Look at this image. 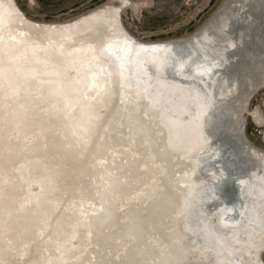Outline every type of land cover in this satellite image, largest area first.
<instances>
[{"label":"bare ground","instance_id":"bare-ground-1","mask_svg":"<svg viewBox=\"0 0 264 264\" xmlns=\"http://www.w3.org/2000/svg\"><path fill=\"white\" fill-rule=\"evenodd\" d=\"M129 2L39 20L0 0V264H257L264 0L156 40Z\"/></svg>","mask_w":264,"mask_h":264},{"label":"rangeland","instance_id":"rangeland-1","mask_svg":"<svg viewBox=\"0 0 264 264\" xmlns=\"http://www.w3.org/2000/svg\"><path fill=\"white\" fill-rule=\"evenodd\" d=\"M29 17L39 20H63L106 0H16ZM225 0H156L154 11H145L137 21L131 11L123 12L126 28L141 39H168L188 35L205 24ZM259 105L264 112V89L253 94L250 106ZM246 134L256 145L264 147V128L256 127L247 116Z\"/></svg>","mask_w":264,"mask_h":264},{"label":"snow or ice","instance_id":"snow-or-ice-1","mask_svg":"<svg viewBox=\"0 0 264 264\" xmlns=\"http://www.w3.org/2000/svg\"><path fill=\"white\" fill-rule=\"evenodd\" d=\"M123 9H131L133 12V16L137 19V21H142L145 16V11L148 10V12L154 11L157 8L156 0H140V3L133 4V3H127L122 6ZM198 35H202V33H199ZM172 42H167L163 46L160 44H149V45H142L143 47L152 48L154 50H161L162 48L164 50H167L169 47V44ZM215 65H209L205 66L202 71L198 72V75L200 76H211L213 74V68ZM183 65L181 64L177 71L179 73L183 72ZM207 102H211V96H208ZM253 116V122L257 123L259 127L264 128V117L260 116L259 112L257 110H253L251 113ZM204 144L207 143V138H204ZM253 157L260 161L261 164H264V149L257 150L253 153H251ZM220 175L223 177L224 173L221 168ZM211 195V193H210ZM262 237H264V233H262ZM253 251L257 253V264H264V259H260L259 257L261 255H264V238L261 239V242L259 245L255 246L253 248Z\"/></svg>","mask_w":264,"mask_h":264}]
</instances>
